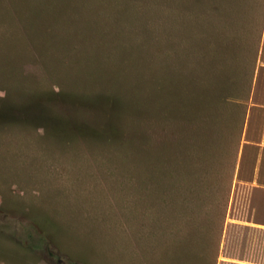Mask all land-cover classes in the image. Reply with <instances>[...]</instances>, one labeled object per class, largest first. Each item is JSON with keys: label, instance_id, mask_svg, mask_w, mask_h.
<instances>
[{"label": "rangeland", "instance_id": "1", "mask_svg": "<svg viewBox=\"0 0 264 264\" xmlns=\"http://www.w3.org/2000/svg\"><path fill=\"white\" fill-rule=\"evenodd\" d=\"M112 16L78 15L73 24L98 22L111 33ZM171 24L162 18L160 37L173 32ZM77 31L62 30L74 41L52 52L0 47V264H264L263 186L234 179L224 210L220 195L209 190L167 191L168 204H162L159 193L143 191L139 166L125 156L122 143L61 137L71 121L88 114L47 102V96L24 97V91L48 88L112 93L124 102L122 113L135 118L140 79H125L111 61L104 62L106 51L94 45L93 31ZM134 32L129 41L144 43L143 52L154 55L149 37ZM120 33L124 38L125 31ZM7 63L19 69L18 76ZM249 136L260 139L254 131ZM253 142H247L245 159L258 153L259 162L264 133ZM245 143L243 131L238 160ZM174 196L185 202L171 205Z\"/></svg>", "mask_w": 264, "mask_h": 264}, {"label": "trees", "instance_id": "2", "mask_svg": "<svg viewBox=\"0 0 264 264\" xmlns=\"http://www.w3.org/2000/svg\"><path fill=\"white\" fill-rule=\"evenodd\" d=\"M101 12L113 15L114 32H104L98 22L73 24L78 15ZM162 18L175 25L160 37ZM69 29L83 35L93 31L94 45L106 51L104 62L111 61L125 79L139 78L140 90L137 111L131 112L135 118L122 113L124 102L112 93L24 91L28 101L47 96V102L88 114L71 121L63 139L122 143L125 156L139 166L142 189L159 193L166 205L164 192L209 190L220 195L224 210L234 179L264 187V159L257 162L258 153L251 160L244 155L251 146L247 142H253L250 132L260 139L264 133V67L258 65L264 63V0H0V47L8 52L19 47L52 52L73 43L60 34ZM139 29L151 40L154 55L143 52L144 43L129 41L136 30L146 40ZM7 68L12 75L20 73L9 63ZM243 131L246 143L238 160ZM174 197L173 206L185 202Z\"/></svg>", "mask_w": 264, "mask_h": 264}, {"label": "crops", "instance_id": "3", "mask_svg": "<svg viewBox=\"0 0 264 264\" xmlns=\"http://www.w3.org/2000/svg\"><path fill=\"white\" fill-rule=\"evenodd\" d=\"M143 191L145 192V190H143ZM148 191H149V190H148ZM150 191H152V190H150ZM151 193H155V194H156V192H145V194H147V195H148V194H151ZM156 199H157V198H156ZM148 200H151V198H148ZM168 200L170 201V199H168ZM169 201H168V202H169ZM169 203H170V202H169Z\"/></svg>", "mask_w": 264, "mask_h": 264}]
</instances>
